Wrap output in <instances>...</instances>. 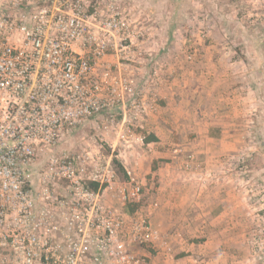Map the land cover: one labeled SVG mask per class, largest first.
<instances>
[{
  "label": "built area",
  "instance_id": "built-area-1",
  "mask_svg": "<svg viewBox=\"0 0 264 264\" xmlns=\"http://www.w3.org/2000/svg\"><path fill=\"white\" fill-rule=\"evenodd\" d=\"M130 25L112 1L102 14L90 0H0V264H145L131 245L161 240L170 250L151 223L126 222L105 204L99 175L88 178L97 190L84 187V168L51 153L65 131L104 111L123 105L120 123L130 124L146 109L127 67L96 72L111 49L132 47ZM43 153L48 176L72 186L56 203L64 223L53 220L48 189L30 179ZM141 191L123 183L119 196L136 203Z\"/></svg>",
  "mask_w": 264,
  "mask_h": 264
},
{
  "label": "crops",
  "instance_id": "crops-1",
  "mask_svg": "<svg viewBox=\"0 0 264 264\" xmlns=\"http://www.w3.org/2000/svg\"><path fill=\"white\" fill-rule=\"evenodd\" d=\"M108 1L118 4L125 15L137 21L140 34L131 50L116 55L111 49L101 59L96 69L98 74H105L108 70L113 74L119 72L126 63L123 56L127 62L131 61L129 55L143 61L144 53L149 49L158 50V36L165 32L170 37L172 31L175 37L174 32L176 34L180 30H173L172 25L165 28L163 22L170 24L178 17L189 18L192 15L193 0H90L102 14ZM233 3L232 8H235L237 1ZM217 4L219 17L223 21H232V2L219 0ZM149 21L151 24L146 27ZM145 27H151L148 39L152 38V43L156 39L152 47L143 40L141 32ZM209 39L212 43H198L199 58L195 61L184 59L187 45L183 40V46L178 50L180 59L169 64L174 73H170L168 85L159 94L160 87L153 86L151 96H157L160 105L146 108L136 121L144 133L156 137L155 141H142V146L150 148V154L141 160L142 156L138 158L134 150H129L131 141H114L113 148L121 149L124 159L121 161L126 173L123 183L140 184L143 199L145 197L147 202L132 211L124 206V213L146 218L167 236L166 242L170 247L166 251L162 244H157L158 247L150 253L143 245H131L134 253L148 260L147 264H239L244 252L241 231L246 204L237 191L238 158L243 144L236 127L239 126L242 109L238 90L248 89L252 94L255 85L248 71L224 72L223 69L235 65L242 67L243 63L235 61L232 64L229 60L220 59L217 52L224 43L220 42L218 35L211 34ZM243 47L255 49L253 45ZM215 54L216 57L213 56ZM140 96L150 97L145 93ZM124 112L125 107L120 105L113 113L123 118ZM105 113L109 115L108 111ZM139 136L142 140L145 135ZM104 202L106 204L107 201ZM55 214L57 223H64L65 216L59 208L55 209Z\"/></svg>",
  "mask_w": 264,
  "mask_h": 264
},
{
  "label": "rangeland",
  "instance_id": "rangeland-1",
  "mask_svg": "<svg viewBox=\"0 0 264 264\" xmlns=\"http://www.w3.org/2000/svg\"><path fill=\"white\" fill-rule=\"evenodd\" d=\"M218 1L195 2L193 0L191 2L192 15L189 18L181 16L170 24L167 21L163 22L165 28L172 25L173 30L180 29L176 31V34L174 32L175 37H173L172 31L170 37H167L165 32L163 36H161L162 34L158 36L157 38L160 37V41L156 44L159 47L158 50L154 52L152 48L149 49L144 53L145 59L143 58V61L140 57L138 59L134 55H129L128 58L131 61L127 62L126 57L123 56L126 63L119 70L123 71V67H127L126 71L123 72L134 78L139 89V95L145 93L150 96L147 99L141 98L145 102L146 108L151 109L160 105L159 98L151 96L152 88L153 86H159V94L162 88L168 85L170 73H174V68L170 67L169 64L180 59L181 53H178V50L182 48L183 40H186L185 44L187 45L186 51H184V59L187 61H195L199 58H197L198 43L207 44L208 41L212 43V39L209 38L213 34L218 35L221 39L220 42L224 43L223 48L217 52L220 59L229 60L232 64L235 61L243 63L242 67L235 65L223 69L224 72H234L242 69L248 71V75L255 85L252 88V94H249L248 89L238 90L239 96L242 98V109L238 118L239 126L236 127L243 144L238 158L239 179L237 181V191H240L242 202L246 204L244 207L245 213L242 214L241 231L244 252L239 264H264V0H236L235 8H232L234 0H227L230 3L232 2L231 13L229 12L232 21H223L219 17ZM113 5L122 12L118 4L113 2ZM127 17L131 23L130 29L135 32L133 40L136 41L137 36L140 34V31L137 32V30H140V25L132 17ZM150 24L151 21L147 22L145 26L148 27ZM146 27L144 32H141L143 40L152 47V44L156 43V39L154 43H152V38L148 39L151 36L149 34L151 27ZM207 38L208 40H206ZM243 45H253L255 49L246 50ZM187 54L192 55L190 60L186 58ZM217 54L213 56L216 57ZM170 69L171 71H169ZM160 99L163 100V98ZM142 113L143 111L135 115L130 124L128 122L121 124V116L115 113L110 116L104 111L85 121L80 127L65 131L60 142L51 151L52 154L64 152L74 158V166L77 169L84 168V172L80 175L83 178L82 184H84V187H86V182L89 181L88 178L93 173L99 175L104 183V186L100 189L103 200L108 202L106 204L112 205L129 223L140 219L147 221V219L139 214L127 215L123 211L124 206L128 209H136L145 206L147 202L145 197L143 199V188L139 202L128 203L120 198L119 190L123 186L125 176L116 169L112 159L115 158L119 164L124 159L121 155V149L113 148V145L116 139L123 142L128 140L129 143L132 142L129 150H134L133 153L138 154V158L142 156L140 157L141 160L150 154L148 151L150 148L142 146L141 137H137L138 134L147 135L142 131L143 129L139 128L140 124L136 123L138 116ZM46 156L47 153L38 156L33 165L30 179H32L34 187L48 189L49 197L44 200L52 207L53 220L58 221L55 214V209L58 208L56 206L57 200L63 197L69 198V189L72 186L67 181L59 178L53 179L48 176L49 164L44 161ZM147 187L148 185H146ZM110 193L113 196L112 194L110 196ZM110 199L117 201L112 202ZM62 214L66 216L67 210H63ZM160 235L167 243V236L161 233ZM157 244H162V241L160 240L155 246L151 243L141 245L148 252L153 253ZM163 248L165 247L163 246ZM156 252L157 250H155ZM141 257L144 259V263L147 264L148 260L144 256Z\"/></svg>",
  "mask_w": 264,
  "mask_h": 264
},
{
  "label": "trees",
  "instance_id": "trees-1",
  "mask_svg": "<svg viewBox=\"0 0 264 264\" xmlns=\"http://www.w3.org/2000/svg\"><path fill=\"white\" fill-rule=\"evenodd\" d=\"M155 140H156V137H155L154 135H152V134L145 135V136H143V138H142L143 143H148V142L155 141ZM112 163L115 165L116 169H117L119 172L123 173V175L126 177V173H125V171H124L122 165L119 164L118 161H117L115 158L112 159ZM86 185H87L88 188H90V189H92V190H97V188H98V186H99V184H98L97 182H93V181H88V182L86 183ZM133 209H134V208H130L131 211H132Z\"/></svg>",
  "mask_w": 264,
  "mask_h": 264
}]
</instances>
